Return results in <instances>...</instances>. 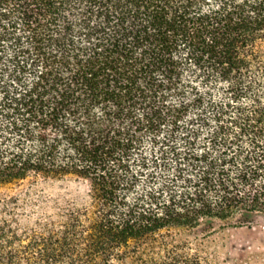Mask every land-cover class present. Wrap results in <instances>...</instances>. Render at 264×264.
I'll return each instance as SVG.
<instances>
[{
    "label": "trees",
    "instance_id": "16d2710c",
    "mask_svg": "<svg viewBox=\"0 0 264 264\" xmlns=\"http://www.w3.org/2000/svg\"><path fill=\"white\" fill-rule=\"evenodd\" d=\"M0 264H220L182 229L264 215V0H0ZM83 187V189H82Z\"/></svg>",
    "mask_w": 264,
    "mask_h": 264
},
{
    "label": "rangeland",
    "instance_id": "374dc122",
    "mask_svg": "<svg viewBox=\"0 0 264 264\" xmlns=\"http://www.w3.org/2000/svg\"><path fill=\"white\" fill-rule=\"evenodd\" d=\"M33 190L53 195L68 193L69 197L76 198L81 188L72 180H55L42 176L18 183H0V191L3 193L18 194ZM177 235L183 239L198 237L201 249L207 251L220 264H264L263 214H255L245 221L237 218L229 221L217 220L206 229H182Z\"/></svg>",
    "mask_w": 264,
    "mask_h": 264
}]
</instances>
